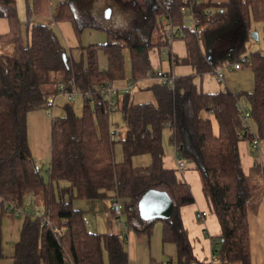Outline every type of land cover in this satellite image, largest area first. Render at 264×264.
Masks as SVG:
<instances>
[{"label":"trees","instance_id":"1","mask_svg":"<svg viewBox=\"0 0 264 264\" xmlns=\"http://www.w3.org/2000/svg\"><path fill=\"white\" fill-rule=\"evenodd\" d=\"M118 1L133 3L146 21L131 27L124 37L107 29L108 42L90 46L85 64L65 52L48 25H37L29 46L22 45L16 0H0L10 26L7 33H0V46H16L13 54L0 52V259L4 257L2 220L24 210L25 198L31 196L35 208L25 217L13 264H129L126 235L90 231L85 211L73 206L74 198L100 197L122 200L127 225L140 234L151 235L155 222L162 221L164 241L177 245L178 264H192L195 256L180 208L195 198L176 170L163 165L164 132L169 130L178 160L193 161L199 171L203 191L222 227L213 251L216 262L209 264H250L248 208L253 185L243 170L238 144L244 137L252 139L253 134L243 126L239 103L241 97L249 103L256 135L264 142V53L244 54L252 21H264V0H229L216 11L195 1L192 8L202 26L201 39L186 24L181 0ZM80 8L74 1L63 0L56 5L53 17L71 21L80 34L84 27L94 26L78 18ZM163 20L183 29L180 37L186 41L188 54L172 56L174 64H191L204 73L247 55V64L255 72V90L204 93L198 91L193 75L174 77L172 84L158 82L152 87L156 104H134L125 99L119 110L126 130L120 134L112 126L115 105L109 104L102 87L121 76L124 47L132 52L133 79L149 70V50L158 44L152 36L167 25ZM100 48L109 56L107 71L98 67ZM166 74L171 75L169 71ZM59 83L68 90L74 87L76 95L83 98V108L77 113L66 103L64 114L55 115L53 110L52 155L45 168L31 151L27 114L46 109ZM211 115L218 123L217 133ZM117 143L123 147L120 162L115 159ZM142 153L151 155V163L134 166L133 156ZM262 173L264 176V169ZM59 180L70 184L60 188ZM151 188L171 194V217H141L138 202Z\"/></svg>","mask_w":264,"mask_h":264},{"label":"crops","instance_id":"2","mask_svg":"<svg viewBox=\"0 0 264 264\" xmlns=\"http://www.w3.org/2000/svg\"><path fill=\"white\" fill-rule=\"evenodd\" d=\"M63 0H39V3L33 0H16L18 17L21 26V43L24 46H29L31 42V34L33 29L40 24L48 25L56 33L65 52L75 61L83 60L87 64V52L90 46L105 45L109 40V33L105 27L94 25L84 27L80 34L76 33L74 25L69 20H55L53 13L56 5ZM80 7L88 4L91 0H71ZM200 3L208 6L213 11L220 8L221 5L226 4L229 0H198ZM134 8L136 7L133 3ZM113 12V11H112ZM111 12V13H112ZM166 22L165 20H163ZM255 21V20H254ZM185 22L188 25L187 17ZM253 22V21H252ZM167 25L162 28L161 32L153 34V39L157 45L149 50L150 67L142 75L133 79V63L132 52L129 47L122 49L123 70L121 76L111 80L117 88V97L115 101V112L119 115L120 122L112 120L118 133H123L126 130L125 120L119 108L124 103L125 99L134 104L139 103H154L156 104V97L152 87L158 83L155 77L158 70L170 72L174 77L183 75H193L194 83L198 91L215 94L224 89H229L234 93L253 92L256 86L255 72L251 65L244 64L242 68L235 69L233 65L224 67L227 63L232 64V61H225L218 65L224 76L218 78L215 71H207L198 73L196 68L191 64H174L172 56L179 58L186 57L188 54L186 41L180 36L183 35V29L179 25ZM8 12L6 7L0 3V33H7L9 31ZM181 28V29H180ZM251 33V28L249 30ZM246 39L248 42L250 38ZM177 37H173V35ZM172 35V36H171ZM15 44H7L0 46V52L5 54H13L15 51ZM259 51V49L251 52ZM261 52V51H260ZM263 53V52H262ZM98 67L102 71L109 69L110 60L108 54L103 48L98 49L97 53ZM132 82L130 88H127L128 82ZM129 89L128 91H126ZM80 96V95H79ZM67 98L63 94L57 96V103L54 107L55 115H60L56 109L58 108L60 99ZM76 99V98H75ZM74 99V100H75ZM66 100H69L68 98ZM70 100V101H74ZM59 104V105H58ZM250 110L249 103L244 97H241L239 107ZM213 119V129L218 132V123ZM253 129L256 130L254 121ZM27 134L28 142L31 151L39 164H44L47 168L52 155V116L48 114L45 108L34 109L27 114ZM169 130L164 132V150L163 165L168 169H175L178 179L188 183L194 194L195 201L190 204L181 206L180 212L184 227L188 233V237L192 244L195 260L192 264H209L216 262L214 257V246L218 243V238L222 234V227L219 219L212 209V206L205 195L202 187V179L199 171L196 169L193 161L185 160V168L177 169V152L176 148L169 141ZM256 134V132H255ZM239 153L243 170L248 176L253 185V195L248 208V222H249V236H250V264H264V148L260 150L254 149L252 146V139L243 138L239 141ZM115 159L120 162L123 160V147L120 143L115 145ZM152 161L149 153H142L134 155L132 163L136 167L148 166ZM70 182L66 180H59L57 185L60 188L69 186ZM87 198H74L79 201L80 207L78 209L87 208L85 211V219L89 228H97V232L118 233L126 235L129 264H178L177 254L178 248L176 243L172 241H164L163 239V223L156 221L151 235L140 234L132 227L127 225V215L122 202V218L124 224H118V220L114 218L111 212L110 198H89L92 201L86 203ZM25 209L18 214L5 216L2 220V252L4 257L0 259V263L13 264V255L15 253V244L20 239L25 217L27 213H32L31 206L32 197L25 198ZM75 207V206H74ZM92 211L96 215H105L106 223L97 222L95 225L91 224L90 219L86 218L87 212ZM205 212V215L198 216V213ZM116 220L117 225L113 222ZM90 230V229H89ZM91 231V230H90ZM95 232V231H94ZM172 260L171 262H169ZM107 264V263H106Z\"/></svg>","mask_w":264,"mask_h":264},{"label":"rangeland","instance_id":"3","mask_svg":"<svg viewBox=\"0 0 264 264\" xmlns=\"http://www.w3.org/2000/svg\"><path fill=\"white\" fill-rule=\"evenodd\" d=\"M111 8L113 11L110 16L106 15V9ZM137 8L132 5V3H123L122 1L118 0H91L90 3L82 6L77 14H80L78 18L80 17L81 19H87L89 22L93 23L94 25L102 26L105 27L106 29L110 30L113 32V34L120 35V36H126L128 32H130L131 27L135 26L136 24L140 26V24L144 23L145 21L143 20L144 17L140 16L138 11L136 10ZM148 19V17H147ZM251 28V33L256 32L258 34V38H254L251 36L250 33V38L247 41H245V51H252L259 49V51L264 53V21H253L250 25ZM76 98V99H75ZM67 98H62L60 99L59 103L61 105L58 106L56 111L60 113V115L65 113V108L64 105L66 103H70V105L73 106L75 111L77 113H81L82 108H83V98L79 96L78 94L74 97V101L68 102L66 100ZM113 120H118L120 122L119 115L117 113H113L112 117ZM26 202V201H25ZM84 202L88 203L92 202L88 199H85ZM32 204V202H30ZM79 201L74 200L73 206L75 208L80 207ZM86 210L87 208H82ZM25 210V209H24ZM23 209L20 210V212L24 211ZM88 210L86 218L90 219L91 224L95 225L97 222L101 221V223H106V216L104 215H96L95 219V214L89 212ZM19 212V213H20ZM116 225V220L114 219L113 221ZM122 222L124 224L123 218ZM122 224V225H123ZM98 225V223H97ZM118 226V225H117ZM120 226V225H119ZM121 227V226H120ZM91 231L97 232V228H89Z\"/></svg>","mask_w":264,"mask_h":264},{"label":"built area","instance_id":"4","mask_svg":"<svg viewBox=\"0 0 264 264\" xmlns=\"http://www.w3.org/2000/svg\"><path fill=\"white\" fill-rule=\"evenodd\" d=\"M183 1L180 10L181 12L187 17L188 20V25L189 28L194 30L195 33L197 34L198 38L201 39V35H202V26L200 25V20L199 18L195 15L192 5L195 1L198 0H181ZM176 21H178V18H176ZM181 29V28H180ZM172 36V35H171ZM248 56L247 55H242L239 60L235 61L232 64L227 63L224 67H230V65H233V67L235 69H240L243 67L244 64H246L248 62ZM218 76V78H222L224 76L223 71L220 68H216L214 70ZM155 77L157 78V81L159 83H169L172 84L174 82V76L168 75L166 74V72L162 71V70H158L156 72ZM132 85V82H128L127 84V88H130ZM129 89H127L126 91H128ZM102 91L103 94L105 96V98L108 100L110 105H115V101H116V97H117V88L114 86L112 81H107L104 86L102 87ZM76 90L74 89V87L71 90H68L65 88L63 83H59L58 84V92L57 94H55L54 96H51L48 98L47 103H46V109L49 110L50 112H48V114L51 116L54 110V107L57 103V96L59 94H63L65 96H67V98L69 100H73L74 97L76 96ZM241 110H242V122H243V126L246 127L252 134H253V138H252V146L254 149H258L260 150L261 148H264V142H262L258 136L255 134V131L253 129V123H252V116H251V112L248 109L243 108L242 106H240ZM239 137L243 136L242 131H238L237 132ZM177 168L178 169H183L185 168V160H178L177 162ZM30 208H35V206L33 204H31V206H29L28 204L26 205ZM111 212L114 216V218H116L118 220V224L121 225L123 224L122 222V209H123V205L120 199L116 198L114 200H112L111 202ZM20 211H17L16 214H18ZM205 215V212H200L198 213V216H203Z\"/></svg>","mask_w":264,"mask_h":264},{"label":"water","instance_id":"5","mask_svg":"<svg viewBox=\"0 0 264 264\" xmlns=\"http://www.w3.org/2000/svg\"><path fill=\"white\" fill-rule=\"evenodd\" d=\"M111 12V8H107L105 13L110 16ZM251 36L258 38L256 32H252ZM138 207L143 219L168 218L173 214L174 200L168 191L151 188L141 196Z\"/></svg>","mask_w":264,"mask_h":264}]
</instances>
